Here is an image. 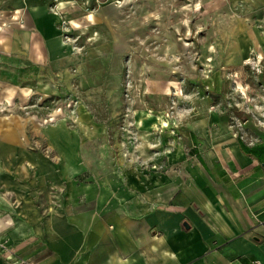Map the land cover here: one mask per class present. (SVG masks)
Instances as JSON below:
<instances>
[{
  "label": "rangeland",
  "instance_id": "rangeland-1",
  "mask_svg": "<svg viewBox=\"0 0 264 264\" xmlns=\"http://www.w3.org/2000/svg\"><path fill=\"white\" fill-rule=\"evenodd\" d=\"M43 1L0 0V220L10 228L34 198L52 209L74 184L110 173L149 181L176 171L191 142L204 149L263 117L264 0ZM33 36L60 44L31 61ZM9 158H41L59 181L27 190ZM7 230L5 264H34Z\"/></svg>",
  "mask_w": 264,
  "mask_h": 264
},
{
  "label": "crops",
  "instance_id": "crops-1",
  "mask_svg": "<svg viewBox=\"0 0 264 264\" xmlns=\"http://www.w3.org/2000/svg\"><path fill=\"white\" fill-rule=\"evenodd\" d=\"M57 42L33 36L28 60L49 59ZM263 125L264 112H255L240 135L214 134L204 149L191 142L176 171L153 172L149 181L110 173L74 184L78 191L52 209L36 208L45 200L34 198L13 228L0 220V232L8 226L9 243L34 264H264ZM39 159L19 167L9 158L6 166L27 190L58 183Z\"/></svg>",
  "mask_w": 264,
  "mask_h": 264
},
{
  "label": "built area",
  "instance_id": "built-area-1",
  "mask_svg": "<svg viewBox=\"0 0 264 264\" xmlns=\"http://www.w3.org/2000/svg\"><path fill=\"white\" fill-rule=\"evenodd\" d=\"M264 126V125H263ZM24 264H30L29 262H24Z\"/></svg>",
  "mask_w": 264,
  "mask_h": 264
}]
</instances>
